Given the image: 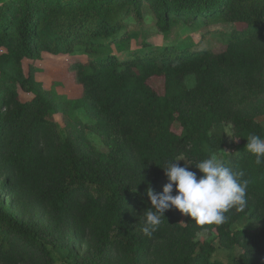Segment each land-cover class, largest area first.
<instances>
[{"label":"trees","instance_id":"1","mask_svg":"<svg viewBox=\"0 0 264 264\" xmlns=\"http://www.w3.org/2000/svg\"><path fill=\"white\" fill-rule=\"evenodd\" d=\"M147 10L164 33L174 20L233 28L219 48L152 46L129 27ZM0 44L32 60L41 49L75 58L88 104L114 135V156L58 139L57 105L29 77L19 83L33 99L22 101L14 77L0 70V264H53L45 240L81 264H222L210 259L212 243L195 240L204 229L220 245L241 246L242 264H264V167L248 151L225 163L249 181L243 210L201 225L173 208L150 237L142 232L146 189L162 192L161 167L182 152L195 164L223 147L224 135L211 133L215 123H231L243 144L249 134L264 136L243 110L250 86L264 87V0H0ZM188 74L196 76L192 88ZM151 79L162 80V92ZM245 215L257 224L233 228Z\"/></svg>","mask_w":264,"mask_h":264},{"label":"rangeland","instance_id":"2","mask_svg":"<svg viewBox=\"0 0 264 264\" xmlns=\"http://www.w3.org/2000/svg\"><path fill=\"white\" fill-rule=\"evenodd\" d=\"M129 25L138 30L152 46L188 41L199 50L224 46L227 35L233 28L231 24L206 23L200 25L184 20H174L169 33H164L156 27L155 16L149 10L145 11L141 20L130 17ZM141 35L137 37H142ZM137 37L130 40V48L137 47ZM39 52L40 56L32 60L20 54L14 46L0 44V70L14 77V85L19 98L22 101L33 99V93L19 83L22 78L29 77L31 85L52 104L57 105L51 124L58 139L73 140L76 148L85 153L114 156V135L97 116L96 108L88 104V87L77 73L74 65L75 58L68 53L58 54L46 49H41ZM127 54V52H121L117 55L123 58ZM150 83L162 92L161 79H151ZM184 83L187 88L194 87L196 76L186 75ZM248 92L250 94L244 103L243 110L253 115L264 130V87L262 84L257 87L252 85ZM173 129L176 133L181 132L177 122L174 123ZM211 133L224 135L225 145L212 150L211 155L221 158L228 165L233 166V162L247 151L246 144L234 135L231 123H215L211 128ZM181 157L186 162L194 164L193 159L186 152L179 154L177 159ZM185 161L179 160L182 164ZM191 166L192 164L188 165V167ZM25 215L26 218L30 216L29 213ZM256 224L255 218L245 215L233 224V228L242 229ZM195 240L212 243L215 246L214 251L210 253L211 260H218L222 264H242L239 258L243 253V248L237 244L231 247L220 245L213 230L199 231ZM45 242L51 250L53 264H81L69 258L64 250L52 247L47 240Z\"/></svg>","mask_w":264,"mask_h":264},{"label":"clouds","instance_id":"3","mask_svg":"<svg viewBox=\"0 0 264 264\" xmlns=\"http://www.w3.org/2000/svg\"><path fill=\"white\" fill-rule=\"evenodd\" d=\"M246 150L255 157V164L264 167V137L249 134ZM172 160L166 167H161L167 177L162 192H155L151 187L146 195L151 207L144 214L142 232L151 236L162 223L165 212L175 208L181 214L189 216L197 223L221 224L226 220L225 214L232 209L243 210L247 204L249 181L244 179L242 170L226 166L225 162L211 155L198 163L186 162L181 165ZM192 164L199 170H190ZM175 194L173 195V190Z\"/></svg>","mask_w":264,"mask_h":264}]
</instances>
